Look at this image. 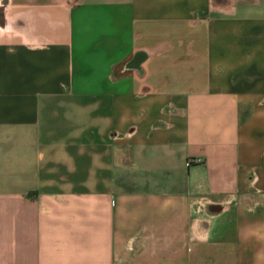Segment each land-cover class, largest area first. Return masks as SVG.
I'll return each instance as SVG.
<instances>
[{"label":"crops","instance_id":"1","mask_svg":"<svg viewBox=\"0 0 264 264\" xmlns=\"http://www.w3.org/2000/svg\"><path fill=\"white\" fill-rule=\"evenodd\" d=\"M0 264H264V0H0Z\"/></svg>","mask_w":264,"mask_h":264}]
</instances>
